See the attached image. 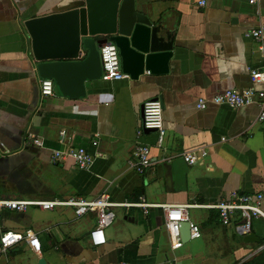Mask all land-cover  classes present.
<instances>
[{"label": "crops", "instance_id": "0c3cea01", "mask_svg": "<svg viewBox=\"0 0 264 264\" xmlns=\"http://www.w3.org/2000/svg\"><path fill=\"white\" fill-rule=\"evenodd\" d=\"M200 1L127 4L122 22L161 24L172 38L171 55L138 78L125 72L129 77L122 80H88L85 95L77 97L60 94L56 86L54 95H42L22 20L80 7L85 0H0V144L5 146H0V195L68 201L109 194L119 204L114 222L105 229L106 243L100 246L90 239L98 224L95 211L78 216L75 207L66 204L4 210V228L33 229L41 252L24 241L6 250L0 245V264H39L41 258L46 264H164L171 259L183 264H264V218L253 221L258 241H245L235 228L236 218L224 225L219 211L208 207L234 190L264 196L260 107H196L198 98L225 90H264V82L251 79V69L264 71V46L246 35L264 25V0ZM153 98L164 107L161 147L155 132L137 137L143 105ZM33 137L44 145L35 144ZM137 140L151 146L155 162L143 174L129 166ZM77 147L95 155L92 166L83 169L71 158L55 156L58 150ZM200 149L208 152L200 163L184 160V152ZM142 197L152 204H190L189 217L200 225L202 235L173 249L161 207L145 213L142 207L126 205Z\"/></svg>", "mask_w": 264, "mask_h": 264}, {"label": "built area", "instance_id": "2783aa9c", "mask_svg": "<svg viewBox=\"0 0 264 264\" xmlns=\"http://www.w3.org/2000/svg\"><path fill=\"white\" fill-rule=\"evenodd\" d=\"M251 4H258L260 0H249ZM206 1L201 0L200 5H205ZM246 35L264 46V25L249 30ZM100 57L102 63V80L117 81L128 78L122 69L119 49L114 42H107L100 48ZM251 79L253 83L264 82V71L257 68L251 69ZM40 90L44 96H52L55 93V82L53 79H41ZM257 103L260 107L258 121L264 122V90H257L255 87L245 89H229L214 95L211 98L200 97L196 102L198 109H206L211 104L227 105L231 108H239ZM146 130H153L157 135V144L162 146L166 134L164 125V107L161 100L157 98L148 99L144 103L143 118L141 126L137 131V137L140 138ZM226 140V138H223ZM33 142L43 146L44 142L33 137ZM93 141V145H97ZM0 146L4 148V144ZM208 154L207 150H191L183 153L184 160L194 165L200 163ZM56 158H71L80 168L87 169L94 163L95 155L85 147L70 148L68 151L58 150L55 152ZM171 158H163L162 161H170ZM155 162L152 157L151 146L140 140H137L132 151V158L129 160V166L138 173L143 174ZM263 194H247L237 190L231 192L229 198L222 199L216 204L208 207L216 208L219 211V217L224 225H230L236 218V230L241 235L252 232L253 221L257 217L264 218L262 207ZM72 205L78 216L84 215L89 211H95L98 214V224L90 232V239L94 246H100L106 243L105 229L110 226L115 218L114 207L119 205L111 200L109 194H102L94 200L83 198H72L68 201L61 200H27L11 199L0 195V245L3 250L12 247L22 241L26 242L34 252H41V242L37 232L33 229H27L24 232L6 230L2 223L4 210L11 209L16 211H25L30 206H39L43 209H53L58 205ZM142 207L145 213L152 206L161 207L165 213V227L168 230L171 240V247L178 249L183 246L181 227L184 222H190L191 238H199L202 235L201 227L198 223L192 221L188 214L190 204L172 205V204H152L141 198L139 202L127 203ZM118 264H141L139 262L122 260ZM164 264H183L175 259L168 260Z\"/></svg>", "mask_w": 264, "mask_h": 264}, {"label": "water", "instance_id": "95a60500", "mask_svg": "<svg viewBox=\"0 0 264 264\" xmlns=\"http://www.w3.org/2000/svg\"><path fill=\"white\" fill-rule=\"evenodd\" d=\"M127 4L135 7L136 0H85L80 7L22 20L41 79H54L62 95L84 96L86 81L102 76L100 48L109 41L117 45L123 71L131 78L166 61L172 53L171 36L148 20L125 25L121 16ZM181 232L183 242H189L190 222L182 224ZM243 237L258 241L252 232Z\"/></svg>", "mask_w": 264, "mask_h": 264}]
</instances>
